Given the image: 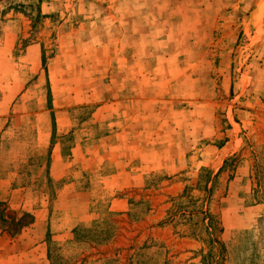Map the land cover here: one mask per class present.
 Returning <instances> with one entry per match:
<instances>
[{"label": "rangeland", "instance_id": "rangeland-1", "mask_svg": "<svg viewBox=\"0 0 264 264\" xmlns=\"http://www.w3.org/2000/svg\"><path fill=\"white\" fill-rule=\"evenodd\" d=\"M213 2L0 0V264H264V0Z\"/></svg>", "mask_w": 264, "mask_h": 264}, {"label": "crops", "instance_id": "crops-1", "mask_svg": "<svg viewBox=\"0 0 264 264\" xmlns=\"http://www.w3.org/2000/svg\"><path fill=\"white\" fill-rule=\"evenodd\" d=\"M203 1H206V0H203ZM223 2H224V0H214L213 5L214 6H222V5H224ZM209 4H211V3H209ZM33 225H34V223H33Z\"/></svg>", "mask_w": 264, "mask_h": 264}, {"label": "bare ground", "instance_id": "bare-ground-1", "mask_svg": "<svg viewBox=\"0 0 264 264\" xmlns=\"http://www.w3.org/2000/svg\"><path fill=\"white\" fill-rule=\"evenodd\" d=\"M259 10H261V13H260V12H259V13H260V14H263V10H262V9H259ZM260 17H261V15H260ZM259 20H260V19H259ZM261 23H262V22H261Z\"/></svg>", "mask_w": 264, "mask_h": 264}, {"label": "trees", "instance_id": "trees-1", "mask_svg": "<svg viewBox=\"0 0 264 264\" xmlns=\"http://www.w3.org/2000/svg\"><path fill=\"white\" fill-rule=\"evenodd\" d=\"M73 232H75V231H73ZM76 233V232H75Z\"/></svg>", "mask_w": 264, "mask_h": 264}]
</instances>
